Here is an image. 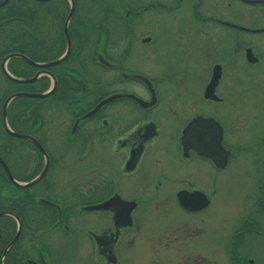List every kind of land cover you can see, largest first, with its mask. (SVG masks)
I'll return each instance as SVG.
<instances>
[{
  "label": "flooded vegetation",
  "instance_id": "flooded-vegetation-1",
  "mask_svg": "<svg viewBox=\"0 0 264 264\" xmlns=\"http://www.w3.org/2000/svg\"><path fill=\"white\" fill-rule=\"evenodd\" d=\"M205 235L264 264V0H0V264H209Z\"/></svg>",
  "mask_w": 264,
  "mask_h": 264
},
{
  "label": "rangeland",
  "instance_id": "rangeland-1",
  "mask_svg": "<svg viewBox=\"0 0 264 264\" xmlns=\"http://www.w3.org/2000/svg\"><path fill=\"white\" fill-rule=\"evenodd\" d=\"M253 117L254 116L249 115L247 117V122L249 123L250 126L255 127L259 123V121H258V116H256L255 117L256 122H257L256 124L255 121L251 120L253 119ZM231 187H232V190H231ZM251 187L252 185L247 181V178L243 176H238L237 178H235L232 186H228L226 184L225 190L223 189L222 186L220 187L221 189L219 190L220 195L218 197V204H216V207H215V209L217 210V206L219 205L218 207V210L220 209L219 215L216 214L217 212L213 211L214 218L209 220L210 224L217 221L218 225L220 224V226H218V228H212L210 226L207 232L213 231L214 229H215V232H210L209 234H206L209 236V238H211L213 234H218V232L219 233L223 232V228H222L223 223H226V225H230L229 222L236 219L238 213L242 209L241 203L243 202L247 203V196L245 194H247V190L250 189ZM241 197H243V199ZM216 226L217 225H215L214 227ZM206 235L202 241L195 243L194 246L197 248V250L203 251V255L209 259V264H212L211 259L213 257H211V253L212 251L214 252L215 246H214V243L211 242V239L208 240V238H206ZM184 261H185L184 259L177 260V258H175V259L170 260L166 264L183 263ZM193 262H194L193 258L187 259L188 264L193 263ZM216 263L218 262H214V264ZM156 264H158V260Z\"/></svg>",
  "mask_w": 264,
  "mask_h": 264
}]
</instances>
